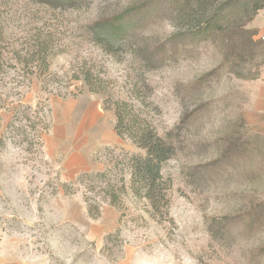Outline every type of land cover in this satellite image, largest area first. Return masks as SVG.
Returning <instances> with one entry per match:
<instances>
[{
	"label": "rangeland",
	"instance_id": "374dc122",
	"mask_svg": "<svg viewBox=\"0 0 264 264\" xmlns=\"http://www.w3.org/2000/svg\"><path fill=\"white\" fill-rule=\"evenodd\" d=\"M144 1L0 0V264H264V225L246 215L264 206V148L241 124L261 77L231 74L214 44L172 40L174 4L157 5L126 40L91 31ZM50 32L47 63L28 62ZM88 72L103 81L101 93L74 77ZM111 100L130 102L162 137L177 134L158 211L130 196L92 219L81 192L61 190L104 171L106 148L141 154L117 135ZM20 104L31 115L5 134ZM233 132L250 150L210 168Z\"/></svg>",
	"mask_w": 264,
	"mask_h": 264
},
{
	"label": "trees",
	"instance_id": "16d2710c",
	"mask_svg": "<svg viewBox=\"0 0 264 264\" xmlns=\"http://www.w3.org/2000/svg\"><path fill=\"white\" fill-rule=\"evenodd\" d=\"M54 1L74 5L82 2V0ZM164 4L175 6L172 14L175 33L172 40L181 41L184 49L187 47V40H193L198 45L214 44L219 47L223 64L229 67L231 74L245 80H257L261 77L264 67V39H258V32L249 26L264 9V0H145L139 6L129 8L115 17L98 20L91 26V31L101 34L108 41L120 38L126 40L131 26L154 10L157 5ZM53 37L54 33L50 32L38 47L39 54L30 55L27 61L32 63L36 56H40L38 60L47 63L55 49ZM74 77L82 80L91 93H101L103 81L98 80L94 74L88 72ZM137 100L140 104L145 102L141 95L137 96ZM112 103L117 119L115 126L117 135L130 140L141 154L106 148L103 152V156L106 157L104 171L82 173L75 182L61 185L64 196L82 193L88 216L92 219L101 216L103 203L120 209L130 196L145 200L153 211L160 210L167 199L166 191L169 189L164 181V165L175 157L178 151L177 134L170 132L162 137L144 118L141 110L130 102L115 100ZM18 110L8 124L5 134L12 130L16 121L28 119L31 115V108L28 106L20 104ZM37 115H40L41 120L46 117L43 110ZM190 119L191 115L183 118L177 133L185 128ZM241 124L248 126L242 117ZM252 136L256 144L257 140H262L264 148V136L254 133ZM37 139L40 141L41 138ZM4 140L5 137L2 144ZM247 146L243 144L241 137L233 132L226 139L220 157L210 163L209 167L217 170L233 164L246 154L247 149L250 150L248 148L250 145ZM261 148L257 146L256 151L262 154ZM246 215L252 227L264 225V206L251 208Z\"/></svg>",
	"mask_w": 264,
	"mask_h": 264
},
{
	"label": "crops",
	"instance_id": "0c3cea01",
	"mask_svg": "<svg viewBox=\"0 0 264 264\" xmlns=\"http://www.w3.org/2000/svg\"><path fill=\"white\" fill-rule=\"evenodd\" d=\"M250 28L258 32V39H264V9L258 13ZM252 85L244 117L252 131L264 136V71L261 78Z\"/></svg>",
	"mask_w": 264,
	"mask_h": 264
}]
</instances>
